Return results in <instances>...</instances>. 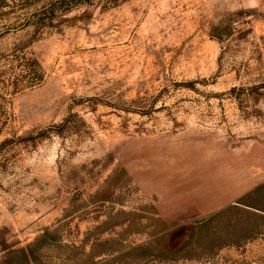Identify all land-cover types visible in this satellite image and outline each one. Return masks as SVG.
Here are the masks:
<instances>
[{
	"label": "rangeland",
	"instance_id": "1",
	"mask_svg": "<svg viewBox=\"0 0 264 264\" xmlns=\"http://www.w3.org/2000/svg\"><path fill=\"white\" fill-rule=\"evenodd\" d=\"M0 264H264V0H0Z\"/></svg>",
	"mask_w": 264,
	"mask_h": 264
}]
</instances>
